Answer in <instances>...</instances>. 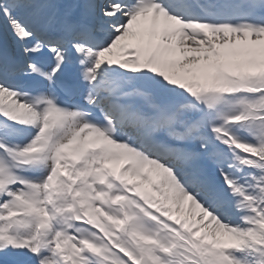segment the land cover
<instances>
[{
    "label": "snow or ice",
    "instance_id": "6c2138e0",
    "mask_svg": "<svg viewBox=\"0 0 264 264\" xmlns=\"http://www.w3.org/2000/svg\"><path fill=\"white\" fill-rule=\"evenodd\" d=\"M0 38V264H264V0H0Z\"/></svg>",
    "mask_w": 264,
    "mask_h": 264
},
{
    "label": "bare ground",
    "instance_id": "6f19581e",
    "mask_svg": "<svg viewBox=\"0 0 264 264\" xmlns=\"http://www.w3.org/2000/svg\"><path fill=\"white\" fill-rule=\"evenodd\" d=\"M3 39V38H2Z\"/></svg>",
    "mask_w": 264,
    "mask_h": 264
}]
</instances>
